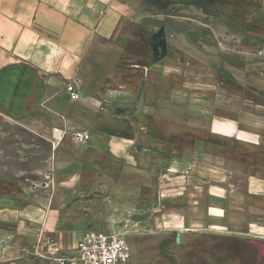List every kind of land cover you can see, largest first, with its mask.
I'll return each mask as SVG.
<instances>
[{"label":"crops","instance_id":"obj_1","mask_svg":"<svg viewBox=\"0 0 264 264\" xmlns=\"http://www.w3.org/2000/svg\"><path fill=\"white\" fill-rule=\"evenodd\" d=\"M141 2L0 0V121L40 140L21 143L26 151L10 181L0 144V264H54L46 257L47 241L70 252L84 232L114 229L119 216L147 208L164 212L156 216L160 229L254 237L222 236L232 243L227 249L237 251L232 261L255 257L264 264V253L251 256L246 249L248 241L264 246V170L246 178L244 195L263 211L250 220L256 214L236 190L213 184L191 189L198 175L212 180V166L198 174L196 153L191 161L165 157L151 129L132 117L131 85L113 72L134 35ZM70 85L77 100L66 91ZM76 132L89 134V141L77 143ZM167 202L173 204L165 209ZM224 257L229 260L224 254L210 259Z\"/></svg>","mask_w":264,"mask_h":264},{"label":"rangeland","instance_id":"obj_2","mask_svg":"<svg viewBox=\"0 0 264 264\" xmlns=\"http://www.w3.org/2000/svg\"><path fill=\"white\" fill-rule=\"evenodd\" d=\"M207 1L142 0L134 9L136 18L130 29L134 35L127 39V54L120 56L113 76L131 85L132 117L151 129L165 157L191 161L196 153L192 163L198 166V174L206 166L213 167L212 180H201L198 175L197 183L189 184L191 189L213 184L236 190L256 214L250 217L253 220L264 210L243 191L246 178L264 170V0ZM223 18L228 24L219 23ZM161 36L167 54L154 61ZM140 89L142 109L135 116ZM143 109L148 113L143 114ZM0 128L4 130L0 144L10 181L26 151L21 143L30 144L31 138L39 137L20 134L24 129L7 119L0 121ZM223 178L226 180L221 182ZM21 201L18 205L24 207L26 202ZM172 204L167 202L165 209ZM185 204L191 205L189 200ZM147 209L146 214H126L114 222L115 228L126 232L132 264H262L255 257L244 263L232 261L237 251L227 249L232 238L254 237L226 231L160 229L156 216L164 212L159 209L153 214ZM115 228L105 230L117 233ZM247 243L251 256L264 253V246ZM223 254L229 260L210 259Z\"/></svg>","mask_w":264,"mask_h":264},{"label":"built area","instance_id":"obj_3","mask_svg":"<svg viewBox=\"0 0 264 264\" xmlns=\"http://www.w3.org/2000/svg\"><path fill=\"white\" fill-rule=\"evenodd\" d=\"M66 91L73 100L78 99L72 85L67 86ZM89 139L90 135L85 132L74 134V140L79 144H85ZM46 245V257L54 264H131L132 261L126 236L105 229L84 232L70 252L57 249L52 240Z\"/></svg>","mask_w":264,"mask_h":264},{"label":"water","instance_id":"obj_4","mask_svg":"<svg viewBox=\"0 0 264 264\" xmlns=\"http://www.w3.org/2000/svg\"><path fill=\"white\" fill-rule=\"evenodd\" d=\"M160 38L161 40L157 44V48L154 54V57H155L154 61H159L160 59L164 58L167 54V46H166L165 38L164 36H161ZM142 103H143V91L142 89H140L139 94H138L137 104L135 107V110H136V112L134 113L135 116L141 113ZM1 247L2 246H0V249Z\"/></svg>","mask_w":264,"mask_h":264},{"label":"trees","instance_id":"obj_5","mask_svg":"<svg viewBox=\"0 0 264 264\" xmlns=\"http://www.w3.org/2000/svg\"><path fill=\"white\" fill-rule=\"evenodd\" d=\"M216 2H218V1H216V0H208L207 1L208 4L209 3H216ZM219 23H221V24H228L227 18H223V19L219 20Z\"/></svg>","mask_w":264,"mask_h":264},{"label":"flooded vegetation","instance_id":"obj_6","mask_svg":"<svg viewBox=\"0 0 264 264\" xmlns=\"http://www.w3.org/2000/svg\"><path fill=\"white\" fill-rule=\"evenodd\" d=\"M157 41L159 42V40H158V39H156V40H155V43H158Z\"/></svg>","mask_w":264,"mask_h":264}]
</instances>
